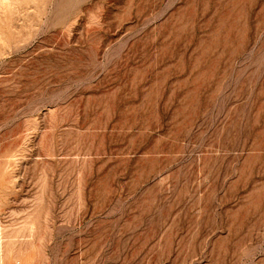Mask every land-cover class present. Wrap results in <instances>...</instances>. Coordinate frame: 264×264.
I'll use <instances>...</instances> for the list:
<instances>
[{"label":"rangeland","instance_id":"1","mask_svg":"<svg viewBox=\"0 0 264 264\" xmlns=\"http://www.w3.org/2000/svg\"><path fill=\"white\" fill-rule=\"evenodd\" d=\"M0 264H264V0H0Z\"/></svg>","mask_w":264,"mask_h":264}]
</instances>
